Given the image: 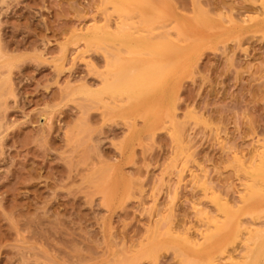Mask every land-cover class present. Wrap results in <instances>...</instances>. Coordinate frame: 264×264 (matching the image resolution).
<instances>
[{"label":"rangeland","instance_id":"1","mask_svg":"<svg viewBox=\"0 0 264 264\" xmlns=\"http://www.w3.org/2000/svg\"><path fill=\"white\" fill-rule=\"evenodd\" d=\"M117 3L0 0V264H263L264 0Z\"/></svg>","mask_w":264,"mask_h":264},{"label":"bare ground","instance_id":"2","mask_svg":"<svg viewBox=\"0 0 264 264\" xmlns=\"http://www.w3.org/2000/svg\"><path fill=\"white\" fill-rule=\"evenodd\" d=\"M113 1H115L116 3L117 2H120L121 3V1H124L125 2V0H113ZM126 1H128V0H126ZM4 2V1H3ZM6 2V1H5ZM112 3V2H111ZM118 4V3H117ZM122 6H123V4H122ZM124 9V8H123ZM123 9H121V10H123ZM124 12H126V10H123ZM140 11V10H139ZM116 12H118V11H116ZM201 12H203V11H201ZM127 13V12H126ZM141 13V12H140ZM142 14V13H141ZM202 14V13H201ZM200 14V16H202ZM148 15V14H147ZM143 16H145V15H143ZM197 17L199 16V14L198 15H196ZM199 16V17H200ZM205 16V15H204ZM203 16V18H205ZM196 19V18H195ZM198 20H200L199 18H197ZM205 19H207V18H205ZM179 28V27H178ZM177 28V29H178ZM125 29V28H124ZM123 29V30H124ZM180 30V29H179ZM125 33V32H124ZM133 33V32H132ZM179 33L181 34L182 32L181 31H179ZM184 33H182L181 35H183ZM227 34V33H226ZM127 36L129 35V34H126ZM184 35H186V34H184ZM183 35V36H184ZM218 36H219V34H218ZM123 37V36H122ZM130 36H128V38H129ZM134 38H136L135 36H133ZM186 37V36H185ZM125 38V37H124ZM123 38V39H124ZM138 39V38H137ZM192 39V38H191ZM190 39V40H191ZM121 40V39H120ZM124 40H127V38L126 39H124ZM165 40H167V39H165ZM189 41V40H188ZM187 41V42H188ZM129 42V41H128ZM137 41H135V43H136ZM138 43V42H137ZM137 43H136V45H137ZM142 43V42H141ZM141 43H140V45H141ZM133 44H134V42H133ZM164 44H167V43H164ZM172 44V43H171ZM180 44V43H179ZM2 45V44H1ZM1 45H0V63H2L3 62V65L2 66H6V67H8L9 68V73L7 74V75H2V77H1V81L2 80H4V79H8L9 77H10V73H11V66L13 65V61H11L12 60V58L10 59V57H8L7 55H5V53L2 51V48H1ZM102 45H103V43H102ZM139 46V45H138ZM142 46V45H141ZM140 46V47H141ZM146 46V45H145ZM144 46V48H146ZM158 46V45H157ZM170 46V45H169ZM106 47V46H105ZM161 47V46H160ZM174 46H172V48H173ZM175 47H178V45L177 46H175ZM180 47H182V45H180L179 46V49H180ZM159 48V47H158ZM141 49V48H140ZM148 49V48H147ZM151 49V48H150ZM161 49V48H160ZM165 49H166V46H165ZM164 49V50H165ZM168 49V48H167ZM178 49V50H179ZM181 49H183V48H181ZM110 50V49H109ZM158 50V49H157ZM177 50V49H176ZM114 51V50H113ZM117 51V50H116ZM112 52V51H111ZM121 52V51H120ZM133 52H134V50H133ZM152 52V51H151ZM157 52V51H156ZM108 53H110V52H108ZM111 54V53H110ZM109 54V55H110ZM159 54V53H158ZM118 55V54H117ZM121 55V54H120ZM119 55V56H120ZM135 55V54H134ZM145 56V55H144ZM149 56V55H148ZM155 56H157V55H155ZM160 56V55H159ZM131 58V57H130ZM154 58V57H153ZM152 58V59H153ZM190 58H191V56H190ZM189 58V59H190ZM115 59H116V57H115ZM126 59H128V58H126ZM136 59H139V58H136ZM178 59V58H177ZM176 58H175V60H176V62L175 63H177L178 62V60H177ZM182 59V58H181ZM155 60V59H154ZM171 60V59H170ZM120 61H122V59L120 60ZM120 61H118V62H114V63H112L111 64V68H112V73L115 75V78L116 79H120V78H122V79H125L126 81H128L129 83H132V84H134L135 85V83L140 79V77H141V75L139 74V73H136V72H131L128 68H127V65H125V64H123V61L122 62H120ZM145 61H147L148 62V60H145ZM169 61V60H168ZM168 61H161L162 63H161V65H160V67H157L156 68V70H157V73L159 74V83H163L164 82V80L166 79V76H167V74L169 73V70H170V68L172 67L171 66V62H168ZM135 62V61H134ZM142 62V61H141ZM146 62V63H147ZM150 62V61H149ZM152 62H154V61H152ZM152 62H150V63H152ZM157 62V61H156ZM160 62V61H159ZM131 62L129 61V64H130ZM133 63V62H132ZM140 63V62H139ZM186 63V62H185ZM6 64V65H5ZM136 65H134V66H139V64L138 63H135ZM143 64H145V63H143ZM133 65V64H132ZM140 65H142V64H140ZM191 65V64H190ZM129 66V65H128ZM171 66V67H170ZM173 66H174V64H173ZM188 67V66H187ZM1 76V75H0ZM117 81V80H116ZM4 83V82H3ZM11 83V82H10ZM170 83V82H169ZM110 84V83H109ZM164 84V83H163ZM162 84V85H163ZM4 85H6V84H4ZM111 85V84H110ZM156 85V84H155ZM159 85V84H158ZM161 85V86H162ZM12 86V85H11ZM154 87V86H153ZM169 87V86H168ZM8 89H10V87H8L7 86V90ZM161 89V88H160ZM6 90V91H7ZM154 90V89H153ZM162 91V90H161ZM151 93V92H150ZM148 95V94H147ZM145 96V95H144ZM140 98H143V97H140ZM139 99V98H138ZM131 103V102H130ZM130 106V105H129ZM152 106V105H151ZM173 107H174V105H173ZM172 107V108H173ZM171 110H173V109H171ZM170 110V111H171ZM150 112V111H149ZM124 113V112H123ZM129 113V112H128ZM142 113V112H141ZM166 114V113H165ZM164 114V116H167L168 117V115H165ZM171 114H172V111H171ZM173 115V114H172ZM153 116V115H152ZM155 121V120H154ZM148 125V124H147ZM146 125V126H147ZM152 125V124H151ZM154 126H155V124H154ZM174 127H175V125H174ZM177 131V129H174V131ZM177 137H178V135H177ZM255 154V153H254ZM241 163V162H240ZM250 172V171H249ZM248 173V172H247ZM253 173V177H254V179H255V181H256V183L257 184H255L254 186H253V194H252V196H255L256 197V195H260V194H263L264 193V159H262V162L260 163V165L255 169V171L254 172H252ZM107 176L109 175V173H107L106 174ZM109 178H110V176H109ZM109 178H106V179H109ZM116 178V177H115ZM114 179V178H113ZM117 179V178H116ZM107 181V180H106ZM110 180H108V182H109ZM112 181V180H111ZM259 181V182H258ZM260 182H262L263 183V185H261V186H259V184L258 183H260ZM109 184V183H108ZM113 184V183H112ZM115 184H116V182H115ZM121 184V183H120ZM109 186H107V189L110 191V189L109 188H111V187H109ZM121 187V186H120ZM117 188V187H116ZM115 188V189H116ZM107 189H105V190H107ZM113 190V189H112ZM106 192V191H105ZM106 194H109L108 192H106ZM110 196V194L109 195H106V197H109ZM261 197H263L262 195H261ZM109 199V198H108ZM253 199V198H252ZM249 201V200H248ZM220 204V203H219ZM220 205H218V207H219ZM220 207H221V209H220ZM219 207V209L220 210H222V212H223V214H224V217H225V219H224V222H223V224L220 226V228H219V232H217V234H215V235H210L209 236V238H208V240L209 241H213L216 237H220L221 238V240H222V243H224V245H228V244H230V243H233V242H235L237 239H239L240 238V236H241V233H242V228H241V226H240V221H239V219H238V209H234V208H232L230 205H229V203L228 202H225V203H223L221 206ZM242 207V206H241ZM260 209V208H259ZM264 211V210H263ZM240 213V212H239ZM260 212H258V214H259ZM263 214H264V212H263ZM240 217V216H239ZM165 236V235H164ZM167 238H168V236H166ZM262 237H264V229L263 230H258L257 231V233L253 236V238L252 239H254L255 241H257V240H259V242H256V243H260L261 244V240H263V239H261ZM166 238V239H167ZM251 238V237H250ZM163 239H164V237H163ZM165 239V240H166ZM172 240H174L173 238H171ZM251 239V242H253V240ZM261 239V240H260ZM165 240H163L162 241V239H161V243L162 242H165V244H166V241ZM172 240H170V238H169V240H167V243H168V241L170 242V241H172ZM179 240H181V239H179ZM183 241V240H182ZM155 242V241H154ZM158 242V241H157ZM173 242V241H172ZM178 242V241H177ZM156 243V242H155ZM160 243V242H159ZM171 243V242H170ZM174 243V242H173ZM179 243V242H178ZM256 243H255V245H256ZM263 243V242H262ZM156 244H158V243H156ZM169 244V243H168ZM175 244V243H174ZM177 244V243H176ZM259 244V245H260ZM180 245H182L183 246V244H180ZM203 245V244H202ZM223 245V246H224ZM258 245V244H257ZM256 245V246H257ZM264 245V244H263ZM177 246H178V244H177ZM182 246H179V247H181V249H182ZM185 246V245H184ZM183 246V247H184ZM188 246H190V245H188ZM261 246H262V244H261ZM261 246H260V248H259V250L257 251V249H256V251H257V257L259 256H262V254L264 253V249H263V247L261 248ZM186 247H187V245H186ZM255 247V246H254ZM145 248V247H144ZM190 249L192 248V247H189ZM189 248H188V250H189ZM202 248V247H201ZM211 248V247H210ZM256 248V247H255ZM192 250V249H191ZM199 250V249H198ZM197 250V251H198ZM201 250V249H200ZM193 252H194V249L192 250ZM203 251V250H202ZM206 251V250H205ZM183 252H185V251H183ZM219 252V251H218ZM186 253V252H185ZM195 253V252H194ZM197 253V252H196ZM195 253V254H196ZM210 253V252H209ZM190 255V254H189ZM264 255V254H263ZM195 257V256H194ZM210 257V256H209ZM249 257H251V254H250V256ZM197 258V257H196ZM207 258V257H206ZM211 258V257H210ZM209 258V259H210ZM263 258V257H262ZM208 259V258H207ZM253 258L251 257V260H252ZM260 259V258H259ZM200 260V259H199ZM250 260V261H251ZM257 260V259H256ZM263 260V259H262ZM203 261H205V260H203ZM247 261L249 262H246L247 264H255V262H250L248 259H247ZM254 261H255V259H254ZM258 261V260H257ZM261 260H259V263L261 264V262H260ZM263 264H264V260H263Z\"/></svg>","mask_w":264,"mask_h":264}]
</instances>
